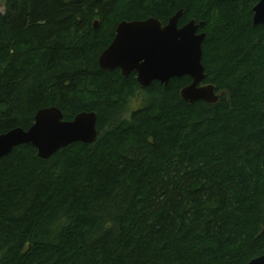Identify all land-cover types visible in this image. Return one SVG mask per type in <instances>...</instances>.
<instances>
[{"label": "trees", "instance_id": "obj_1", "mask_svg": "<svg viewBox=\"0 0 264 264\" xmlns=\"http://www.w3.org/2000/svg\"><path fill=\"white\" fill-rule=\"evenodd\" d=\"M259 0H4L0 134L57 106L98 115L94 143L0 159V264H248L264 254V24ZM204 21L205 83L141 87L103 70L123 21ZM99 21V27L95 22ZM148 100L127 116L130 98Z\"/></svg>", "mask_w": 264, "mask_h": 264}, {"label": "water", "instance_id": "obj_2", "mask_svg": "<svg viewBox=\"0 0 264 264\" xmlns=\"http://www.w3.org/2000/svg\"><path fill=\"white\" fill-rule=\"evenodd\" d=\"M182 15L183 10L178 11L165 25L156 17L121 21L112 43L99 57L101 68L107 71L119 68L123 76L136 72L137 81L144 88L155 81L167 86L173 78L189 76L192 82L181 90L185 101L217 103L220 95L215 86L205 83L203 42L206 33L200 32L205 22L192 19L180 26ZM262 24L264 0H259L253 7V26ZM95 27H99V21L95 22ZM97 122L98 115L94 111L81 112L73 120H65L59 107L42 108L28 130L18 127L0 134V159L24 144H32L40 158L50 159L69 145L94 143L99 136ZM248 264H264V254Z\"/></svg>", "mask_w": 264, "mask_h": 264}, {"label": "rangeland", "instance_id": "obj_3", "mask_svg": "<svg viewBox=\"0 0 264 264\" xmlns=\"http://www.w3.org/2000/svg\"><path fill=\"white\" fill-rule=\"evenodd\" d=\"M6 6L4 0H0V12H5ZM147 96L145 92L139 90L136 95L130 98L127 107V116H129L134 110L143 108L147 103Z\"/></svg>", "mask_w": 264, "mask_h": 264}, {"label": "flooded vegetation", "instance_id": "obj_4", "mask_svg": "<svg viewBox=\"0 0 264 264\" xmlns=\"http://www.w3.org/2000/svg\"><path fill=\"white\" fill-rule=\"evenodd\" d=\"M164 24V23H163ZM167 24V23H166ZM165 25V24H164Z\"/></svg>", "mask_w": 264, "mask_h": 264}]
</instances>
